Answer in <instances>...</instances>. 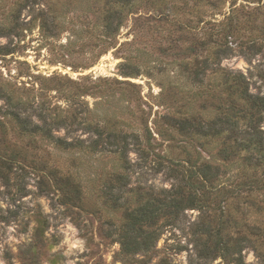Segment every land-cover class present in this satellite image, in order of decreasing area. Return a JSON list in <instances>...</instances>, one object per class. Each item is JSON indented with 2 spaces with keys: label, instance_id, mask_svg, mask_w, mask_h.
I'll list each match as a JSON object with an SVG mask.
<instances>
[{
  "label": "rangeland",
  "instance_id": "rangeland-1",
  "mask_svg": "<svg viewBox=\"0 0 264 264\" xmlns=\"http://www.w3.org/2000/svg\"><path fill=\"white\" fill-rule=\"evenodd\" d=\"M240 75L264 97V0H0V264H264V146L211 134ZM179 185L210 209L152 214L121 256L127 211Z\"/></svg>",
  "mask_w": 264,
  "mask_h": 264
},
{
  "label": "trees",
  "instance_id": "trees-1",
  "mask_svg": "<svg viewBox=\"0 0 264 264\" xmlns=\"http://www.w3.org/2000/svg\"><path fill=\"white\" fill-rule=\"evenodd\" d=\"M229 89L230 91H233L232 95L236 97V106H234L235 114H233L236 119H232V116L230 115L231 113L226 114L225 117L222 118L224 121H222L221 127L219 129H216L215 125L211 126V134L214 136L228 134L224 142V145H227L228 142L234 141V137H239L240 121L241 119H246L248 120V128H252L255 135L253 137L252 134L251 140L246 141H248L250 145L253 144L259 148L263 147L264 142L258 138V133L260 132L258 125L261 123V120L264 119V97L256 96L249 92L248 83L246 82L243 75L235 77L233 84L229 86ZM167 119L169 120V126L177 128L181 132H189L190 130H194L201 135H205L207 133L206 131H203L205 128L202 125H193L191 119L189 118L182 119L168 117ZM206 135H208V133ZM240 145L244 146L246 144L243 142V144H238V146ZM230 148V150L235 152L236 146ZM227 153H230V151L228 150ZM196 170L199 178L202 179V184L204 185L203 187H205L207 183H211V185H213L215 179L218 178V173H216V170L219 172V169L212 166L211 164L203 163L198 166ZM214 171L215 174H212ZM187 187H182L179 185L176 190L170 193V197L167 201L164 200V202H160L157 206L155 205L156 211H150L149 208H145L143 206H139L127 211L125 221L121 226V233L118 242L120 244L119 254L121 256L132 257L150 248V241L152 240L150 237L152 235H148L149 233L147 227L149 223L148 217H151L152 214L158 213L160 210L165 208L173 209L175 211H180L181 209L184 210L188 207H204L207 210L210 209V194H212L211 190H215V186H210L209 188L211 189L208 190L204 188L205 197L201 195L200 198L198 194L199 192L197 190L195 192H188L186 190ZM75 193L77 195L71 197L69 196L68 192H65L66 203L77 205L78 201L81 200L79 186L75 188ZM150 227H152V225ZM227 264H232V262H227Z\"/></svg>",
  "mask_w": 264,
  "mask_h": 264
}]
</instances>
